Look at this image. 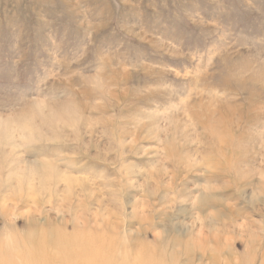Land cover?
Returning a JSON list of instances; mask_svg holds the SVG:
<instances>
[{
  "label": "rangeland",
  "instance_id": "rangeland-1",
  "mask_svg": "<svg viewBox=\"0 0 264 264\" xmlns=\"http://www.w3.org/2000/svg\"><path fill=\"white\" fill-rule=\"evenodd\" d=\"M0 264H264V0H0Z\"/></svg>",
  "mask_w": 264,
  "mask_h": 264
},
{
  "label": "bare ground",
  "instance_id": "bare-ground-1",
  "mask_svg": "<svg viewBox=\"0 0 264 264\" xmlns=\"http://www.w3.org/2000/svg\"><path fill=\"white\" fill-rule=\"evenodd\" d=\"M28 256V255H27Z\"/></svg>",
  "mask_w": 264,
  "mask_h": 264
}]
</instances>
